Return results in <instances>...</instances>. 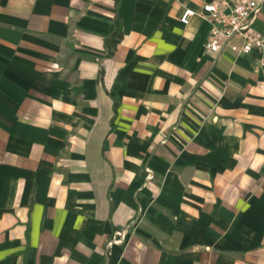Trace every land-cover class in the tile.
Here are the masks:
<instances>
[{
  "label": "crops",
  "instance_id": "0c3cea01",
  "mask_svg": "<svg viewBox=\"0 0 264 264\" xmlns=\"http://www.w3.org/2000/svg\"><path fill=\"white\" fill-rule=\"evenodd\" d=\"M210 1L0 0V264H264V50Z\"/></svg>",
  "mask_w": 264,
  "mask_h": 264
},
{
  "label": "built area",
  "instance_id": "2783aa9c",
  "mask_svg": "<svg viewBox=\"0 0 264 264\" xmlns=\"http://www.w3.org/2000/svg\"><path fill=\"white\" fill-rule=\"evenodd\" d=\"M263 4L264 0H211L198 9L183 6L179 20L184 25L193 16L206 21L204 48L215 55L225 49L236 55L248 54L264 50V36L253 28Z\"/></svg>",
  "mask_w": 264,
  "mask_h": 264
},
{
  "label": "trees",
  "instance_id": "16d2710c",
  "mask_svg": "<svg viewBox=\"0 0 264 264\" xmlns=\"http://www.w3.org/2000/svg\"><path fill=\"white\" fill-rule=\"evenodd\" d=\"M120 39H121L120 27L116 26L113 33L105 39L104 44H105V49H106V55L109 56L113 52L114 47H116V45L118 44ZM110 93H111L110 95H112V97L114 99L113 109L115 111L117 106H118L117 98L112 92H110Z\"/></svg>",
  "mask_w": 264,
  "mask_h": 264
}]
</instances>
